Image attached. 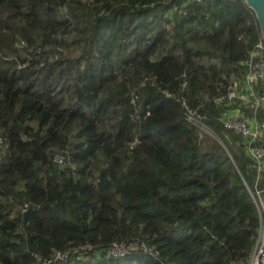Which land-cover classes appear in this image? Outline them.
Returning <instances> with one entry per match:
<instances>
[{
  "label": "trees",
  "instance_id": "obj_1",
  "mask_svg": "<svg viewBox=\"0 0 264 264\" xmlns=\"http://www.w3.org/2000/svg\"><path fill=\"white\" fill-rule=\"evenodd\" d=\"M262 38L245 0H0V264H249L221 117Z\"/></svg>",
  "mask_w": 264,
  "mask_h": 264
},
{
  "label": "built area",
  "instance_id": "obj_2",
  "mask_svg": "<svg viewBox=\"0 0 264 264\" xmlns=\"http://www.w3.org/2000/svg\"><path fill=\"white\" fill-rule=\"evenodd\" d=\"M202 2L204 0H193ZM247 72L244 80H235L229 86L226 100L230 105L221 120L225 128L244 139L251 168L255 173V184L250 193L260 215V230L251 256L250 264H264V41L261 39L244 61ZM188 113V120L204 128V125ZM62 162L63 159L58 157ZM123 247H129L123 249ZM131 249L130 245H114L112 254L120 255ZM152 250V249H149ZM153 254H156L154 251ZM68 254L58 253L57 259H66ZM45 264V263H43Z\"/></svg>",
  "mask_w": 264,
  "mask_h": 264
},
{
  "label": "water",
  "instance_id": "obj_3",
  "mask_svg": "<svg viewBox=\"0 0 264 264\" xmlns=\"http://www.w3.org/2000/svg\"><path fill=\"white\" fill-rule=\"evenodd\" d=\"M247 5L253 9L259 19L262 34L264 35V0H245Z\"/></svg>",
  "mask_w": 264,
  "mask_h": 264
},
{
  "label": "clouds",
  "instance_id": "obj_4",
  "mask_svg": "<svg viewBox=\"0 0 264 264\" xmlns=\"http://www.w3.org/2000/svg\"><path fill=\"white\" fill-rule=\"evenodd\" d=\"M195 2H196V1H195ZM202 2H203V1H202ZM263 36H264V35H263ZM260 40H261V39H260ZM260 40H259V41H260ZM262 40L264 41L263 38H262ZM259 41H258V42H259ZM200 128H201L202 131H203V130H204V131H208V130H209L205 125H204V128H202L201 126H200ZM204 131H203V132H204ZM209 131H210V130H209ZM209 134H212V132L209 133ZM251 169H252V168H251ZM253 172H254V171H253ZM254 184H255V180H254ZM253 187H254V185H253ZM251 190H252V189H251ZM252 198H253V197H252ZM259 230H260V229H259ZM258 234H259V232H258ZM257 237H258V236H257ZM256 241H257V239H256ZM255 244H256V243H255ZM254 247H255V246H254ZM253 250H254V249H253ZM252 253H253V251H252ZM251 256H252V254H251ZM250 261H251V257H250ZM249 264H250V262H249Z\"/></svg>",
  "mask_w": 264,
  "mask_h": 264
},
{
  "label": "rangeland",
  "instance_id": "obj_5",
  "mask_svg": "<svg viewBox=\"0 0 264 264\" xmlns=\"http://www.w3.org/2000/svg\"><path fill=\"white\" fill-rule=\"evenodd\" d=\"M203 131H204V130H203ZM204 132H206V133H208V134L211 133V131H209V130H208V131H204ZM127 248H129V247H123L124 250L127 249Z\"/></svg>",
  "mask_w": 264,
  "mask_h": 264
}]
</instances>
